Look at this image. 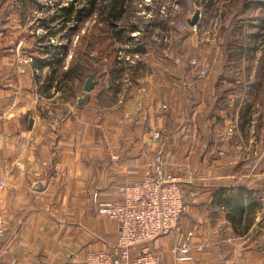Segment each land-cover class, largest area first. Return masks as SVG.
<instances>
[{"label": "crops", "instance_id": "obj_1", "mask_svg": "<svg viewBox=\"0 0 264 264\" xmlns=\"http://www.w3.org/2000/svg\"><path fill=\"white\" fill-rule=\"evenodd\" d=\"M7 3L0 0V19ZM9 12L0 22V213L8 236L0 264H84L88 252L112 249L118 224L96 210L95 199L119 196L118 187L142 177L159 151L172 173L198 190L180 229L150 244L163 263L177 264L171 248L189 239L194 260L179 264H261L249 246L226 248V239L213 238L219 229L206 222L211 204H219L217 191L244 186L248 172L243 158H233L237 143L216 142L217 120L237 123L241 136L254 90L244 94L228 67L180 49L166 59L145 42L151 54L144 55L145 69L134 68L130 88L96 84L79 104L85 92L70 70L71 22H26L25 10ZM182 23L173 32L185 48L194 37L192 29L183 34ZM54 34L63 45L51 43ZM30 55L32 62L23 61ZM230 106L233 112L224 115Z\"/></svg>", "mask_w": 264, "mask_h": 264}, {"label": "rangeland", "instance_id": "obj_2", "mask_svg": "<svg viewBox=\"0 0 264 264\" xmlns=\"http://www.w3.org/2000/svg\"><path fill=\"white\" fill-rule=\"evenodd\" d=\"M18 1L8 0L5 17L8 11L14 14L13 11L25 10L28 14L24 16L27 17L26 22H71L68 28L67 46L71 51L68 60L70 70L74 72L73 80L79 79V86L84 87L88 72L93 71L97 84L109 85L114 89L118 86L130 88L132 73L135 74L136 70L117 63L118 50L125 48L132 52L138 48L144 56L151 54L148 49L154 44V53L160 52L166 59V53L177 54L180 49L186 57L192 53L198 54L203 61H210L213 67H228L235 78L243 81L244 94L249 89L254 90L255 95L246 103L252 104V117L250 109L246 110L244 106L243 130L239 129L242 141L237 123L231 121L223 124L217 120L220 129L216 142L219 146L227 145L228 140L237 143L233 158H243L248 164V172H245L242 182L253 189L257 205L249 209L240 224H234L229 218L232 210L226 206L229 197L224 193L218 198L219 204H208H211L209 208L213 215L206 222L210 228L219 229V235L213 238L226 239V248L238 246L237 250L240 248L243 252L244 247L249 246L254 258L264 264V0H125L127 12L124 18L108 32L103 31L101 27L105 24L99 21L101 14H105L99 5L91 6L89 0H32L28 4L19 1L20 8ZM196 9L201 10V15L198 24L191 27L189 19L194 17ZM5 17L1 15L3 22ZM178 22L186 26L183 34L187 29H192L194 40L191 43L187 39L185 48L177 46L173 32ZM163 24L167 27H163ZM134 28L137 29L135 34ZM119 31L121 35L117 34ZM60 39L61 36L55 38L56 44L62 42L63 45ZM145 42L148 46L146 50L143 49ZM181 45L185 46V42ZM145 60L146 57H143L137 69H145ZM60 77L65 85L63 76ZM108 99L103 100L106 103ZM233 109L230 106L221 112L230 115ZM232 135L234 138H229ZM236 193L234 190L232 194ZM218 211L225 212V218H219ZM233 253L228 251V257L229 254L234 256Z\"/></svg>", "mask_w": 264, "mask_h": 264}, {"label": "built area", "instance_id": "obj_3", "mask_svg": "<svg viewBox=\"0 0 264 264\" xmlns=\"http://www.w3.org/2000/svg\"><path fill=\"white\" fill-rule=\"evenodd\" d=\"M36 10L35 8L34 11ZM0 22L3 20L0 19ZM2 27L0 23V31ZM180 27L183 31L186 29L183 24ZM41 31L42 27L37 29L38 33ZM50 41L56 44L54 35L50 36ZM61 44L62 42H59L56 45ZM143 57L142 52L138 50L128 52L127 49L121 48L117 52V63L134 69L142 63ZM33 59L30 55L23 61L32 62ZM162 108L168 109V105L162 104ZM159 137L160 131H157L154 138ZM153 158L142 177L118 187L119 196L95 199L96 210L114 220L118 224L119 232L112 249L88 252L84 264H164L160 253L150 244L159 236L180 229L182 218L198 197V190L185 184L192 183L190 179L180 178L172 173L162 151ZM7 240L5 219L0 213V251L5 250ZM171 252L177 264L194 260L189 239L181 244L176 243ZM17 264L46 263L34 260Z\"/></svg>", "mask_w": 264, "mask_h": 264}, {"label": "trees", "instance_id": "obj_4", "mask_svg": "<svg viewBox=\"0 0 264 264\" xmlns=\"http://www.w3.org/2000/svg\"><path fill=\"white\" fill-rule=\"evenodd\" d=\"M89 3L91 6L99 5L105 14L104 16L101 14L102 17L99 18V21H103L105 24L104 28L101 27L105 32L111 31L112 27L116 26V23L120 22L127 12L125 0H89ZM231 43H233L232 40ZM234 190L237 192L235 195L232 194ZM217 192L219 197L227 193L229 198L226 201V206L232 210V215L229 218L234 224H240L249 209L257 205L253 189L243 185L236 188L222 187Z\"/></svg>", "mask_w": 264, "mask_h": 264}, {"label": "water", "instance_id": "obj_5", "mask_svg": "<svg viewBox=\"0 0 264 264\" xmlns=\"http://www.w3.org/2000/svg\"><path fill=\"white\" fill-rule=\"evenodd\" d=\"M200 15H201V10L200 9H196L194 17L189 19V25L191 27H195L198 24ZM22 46H24V45H22ZM96 84H97V81L95 79V73L94 72H89V74H88V76H87V78L85 80L84 87H83V91L86 92V93H85L84 96L79 98V101H78L79 104H83L87 100V94L93 91V89L95 88ZM238 250H240V248H238Z\"/></svg>", "mask_w": 264, "mask_h": 264}]
</instances>
